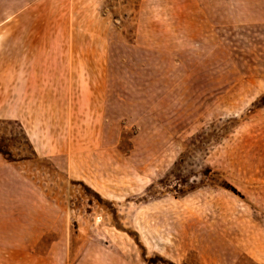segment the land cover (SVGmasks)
<instances>
[{"label":"rangeland","instance_id":"obj_1","mask_svg":"<svg viewBox=\"0 0 264 264\" xmlns=\"http://www.w3.org/2000/svg\"><path fill=\"white\" fill-rule=\"evenodd\" d=\"M155 256L264 264V0H0V264Z\"/></svg>","mask_w":264,"mask_h":264},{"label":"crops","instance_id":"obj_2","mask_svg":"<svg viewBox=\"0 0 264 264\" xmlns=\"http://www.w3.org/2000/svg\"><path fill=\"white\" fill-rule=\"evenodd\" d=\"M17 17L20 18L19 13H17ZM16 46L19 47V44L16 43ZM20 46H21L20 48L23 47L22 41H21ZM20 53H21V49H20ZM22 64L23 63L21 61L18 62V58H16L14 65H13V78L16 79L17 77L20 78L21 75H25V77L28 81V83L26 84L27 86L29 84H31L33 80H37L38 77H40V79H43L44 85H46V83H49L52 80V69L51 68L46 67L45 69L43 68L44 70L40 69L41 71L39 70L38 72H36L35 69H33V67H32L33 64L30 63L28 65L27 69L24 68L25 70H22V72H21V65ZM26 70H27V73L25 74ZM20 73H21V75H20ZM28 92H29V89H28ZM14 100H15V96H13V100H11V103H13Z\"/></svg>","mask_w":264,"mask_h":264},{"label":"trees","instance_id":"obj_3","mask_svg":"<svg viewBox=\"0 0 264 264\" xmlns=\"http://www.w3.org/2000/svg\"><path fill=\"white\" fill-rule=\"evenodd\" d=\"M175 180H176V183L174 184V190H176V192L178 193H181L183 191L182 187L185 183V180L177 176H175ZM225 187L228 189L234 190L231 187H228V186H225ZM147 264H173V263H171V261H166L162 259L161 257L155 256L147 260Z\"/></svg>","mask_w":264,"mask_h":264}]
</instances>
